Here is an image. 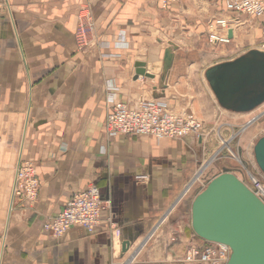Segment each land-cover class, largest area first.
Returning <instances> with one entry per match:
<instances>
[{"label": "crops", "instance_id": "obj_1", "mask_svg": "<svg viewBox=\"0 0 264 264\" xmlns=\"http://www.w3.org/2000/svg\"><path fill=\"white\" fill-rule=\"evenodd\" d=\"M0 2V264H122L215 153L214 133L232 124L235 113L219 105L206 79L208 27L226 12L225 0H179L167 7L162 0ZM242 31L232 45L239 46ZM170 42L177 49L165 74ZM139 63L154 78L136 79ZM139 98L194 113L206 137L158 144L149 137L107 136L110 99L131 104ZM23 163L36 168L41 184L33 204L13 196ZM92 185L104 201L93 233L72 227L54 238L43 230ZM192 203L177 205L161 240L138 264H187V245L205 244L192 229ZM174 229L184 233L171 244Z\"/></svg>", "mask_w": 264, "mask_h": 264}, {"label": "built area", "instance_id": "obj_2", "mask_svg": "<svg viewBox=\"0 0 264 264\" xmlns=\"http://www.w3.org/2000/svg\"><path fill=\"white\" fill-rule=\"evenodd\" d=\"M178 1L162 0V3L167 7ZM225 6L226 12L215 17L209 23L207 43L213 50L232 45L241 29L250 26L248 24H252V21L264 17V0H225ZM3 8V4L0 2V15ZM229 32L233 33L232 39L229 37ZM82 34H84V30H82ZM259 51L264 52V45ZM110 102L113 104V108L105 122L107 136L120 134L149 137L158 144L163 140H183L189 137L203 139L206 137L203 121L193 113L184 111L175 113L165 102L146 98H139L131 104L115 102L114 99H110ZM251 124L252 122H249L243 130H246ZM247 177L248 183L243 182L264 203V174L261 171H247ZM40 186L36 168L30 163L19 165L13 184V196L28 204H33L38 199ZM189 192L184 194L183 191L175 205L158 221L147 236L145 245L166 225L177 205ZM103 209L104 201L100 190L97 186L92 185L85 192L74 195L57 217L44 224L43 230L54 238L63 237L72 227H81L93 233L100 223ZM174 241L175 239L172 237L171 242ZM208 243L203 247H188L183 256L184 263L227 264L231 255L230 248L223 244Z\"/></svg>", "mask_w": 264, "mask_h": 264}, {"label": "water", "instance_id": "obj_3", "mask_svg": "<svg viewBox=\"0 0 264 264\" xmlns=\"http://www.w3.org/2000/svg\"><path fill=\"white\" fill-rule=\"evenodd\" d=\"M229 37L233 38L232 32ZM175 49L170 42L164 56L165 74L172 68ZM140 76L154 78L143 63L137 64L136 79ZM206 79L224 110L253 112L264 105V52L251 50L213 66L206 71ZM254 155L264 174V137L256 143ZM191 224L199 238L230 248L227 264H264V203L236 175L215 177L195 197Z\"/></svg>", "mask_w": 264, "mask_h": 264}, {"label": "rangeland", "instance_id": "obj_4", "mask_svg": "<svg viewBox=\"0 0 264 264\" xmlns=\"http://www.w3.org/2000/svg\"><path fill=\"white\" fill-rule=\"evenodd\" d=\"M252 22V28L243 29L242 36L244 38H242L243 40L240 39L238 47H236V45H230L225 48H218L216 50L208 47V53L206 56L207 66L209 68L222 60H229L237 56L241 57L243 56L242 54L247 52L250 48L260 49L262 45H264V34L259 32L263 31L264 23L260 20ZM248 25H250V23ZM256 29H258V33H256V36H253L251 39L249 36H251V34H253L254 30ZM248 37L251 40H249ZM231 117L232 120H230V122L232 124L229 123V125L224 126L223 133L220 130H218L217 133H214L215 148L213 151H215V153H212V156L208 159V161L203 162L197 171L196 175L201 171L205 163L206 166L208 165L191 188L189 194L184 198L188 200V203H191L194 197L200 194L215 177L221 174L232 173L236 175L241 181L248 183L247 171H260L255 160L254 147L258 140L264 137V105L253 112L246 114H232ZM254 119L256 120L254 121ZM249 122H252V124L249 125L246 130H243V128L248 125ZM231 125L234 126L232 127ZM170 217H172V215ZM163 232L164 227L147 242L143 249L140 248L142 251L139 253L138 257L135 258L132 264H138L143 256V253L145 252V249L147 250L148 247H151ZM183 233L184 232L182 229H174L169 240L170 243H177L179 241V235ZM172 237L175 239L174 242H171ZM159 239L161 240V238ZM208 244V242H205L203 245H198L194 242H191L187 245L186 249L190 246L203 247Z\"/></svg>", "mask_w": 264, "mask_h": 264}, {"label": "bare ground", "instance_id": "obj_5", "mask_svg": "<svg viewBox=\"0 0 264 264\" xmlns=\"http://www.w3.org/2000/svg\"><path fill=\"white\" fill-rule=\"evenodd\" d=\"M253 50H259V49H253ZM262 52V51H261ZM154 75V74H153ZM211 164V163H210ZM208 166V165H207ZM206 165L205 166H203V168L201 169V171L195 176V178L193 179V181L190 183V185L187 187V189L184 191V194H186L187 192H189L190 190H191V188L193 187V185L195 184V182L198 180V178H199V176L202 174V172L204 171V169L207 167ZM243 182V181H242ZM244 183V182H243ZM245 184V183H244ZM246 185V184H245ZM145 242L146 241H144V243H143V245H141V247L140 248H142L144 245H145ZM138 249L137 250V252H135L134 253V255L132 256V259L131 260H129L127 263H125V264H132L133 263V261L135 260V258L139 255V253H140V250L141 249Z\"/></svg>", "mask_w": 264, "mask_h": 264}]
</instances>
